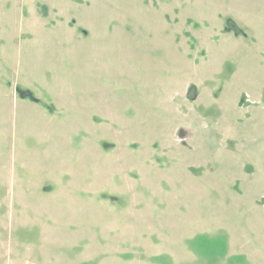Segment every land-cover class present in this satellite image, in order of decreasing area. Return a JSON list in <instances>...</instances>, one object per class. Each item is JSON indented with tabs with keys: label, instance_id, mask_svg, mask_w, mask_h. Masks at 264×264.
<instances>
[{
	"label": "rangeland",
	"instance_id": "1",
	"mask_svg": "<svg viewBox=\"0 0 264 264\" xmlns=\"http://www.w3.org/2000/svg\"><path fill=\"white\" fill-rule=\"evenodd\" d=\"M0 264H264V0H0Z\"/></svg>",
	"mask_w": 264,
	"mask_h": 264
},
{
	"label": "trees",
	"instance_id": "2",
	"mask_svg": "<svg viewBox=\"0 0 264 264\" xmlns=\"http://www.w3.org/2000/svg\"><path fill=\"white\" fill-rule=\"evenodd\" d=\"M23 95H25V94H23ZM23 95L21 94V96L23 97ZM31 96V95H30Z\"/></svg>",
	"mask_w": 264,
	"mask_h": 264
}]
</instances>
